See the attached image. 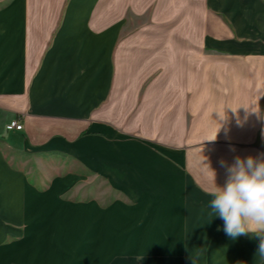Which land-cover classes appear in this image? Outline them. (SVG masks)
Returning <instances> with one entry per match:
<instances>
[{
    "label": "crops",
    "instance_id": "crops-1",
    "mask_svg": "<svg viewBox=\"0 0 264 264\" xmlns=\"http://www.w3.org/2000/svg\"><path fill=\"white\" fill-rule=\"evenodd\" d=\"M150 1L134 0V12ZM196 2L197 33L167 36L168 43H178L163 46L161 74L145 83L134 78V184L172 232L182 227L175 214L180 217L185 206L191 217L203 219L202 232L217 233L221 242L214 249L222 255L205 263L264 264L254 255L255 234L233 240L222 219L208 222L207 207V192L215 182L225 184L227 165L237 156L264 154V0ZM120 11L108 0H0V238L4 220L26 221L24 237L31 241L21 254L29 264H70L53 236L59 224L53 202L68 178L53 180L41 193L14 166L64 155L102 171L103 161L79 148L121 137L111 116L123 104V95L119 102L116 97L124 82L113 97ZM12 120L22 129L5 130ZM195 245L187 242L186 255L199 264L204 260L192 255ZM13 246L0 242V264H26L17 252L8 254Z\"/></svg>",
    "mask_w": 264,
    "mask_h": 264
},
{
    "label": "rangeland",
    "instance_id": "rangeland-1",
    "mask_svg": "<svg viewBox=\"0 0 264 264\" xmlns=\"http://www.w3.org/2000/svg\"><path fill=\"white\" fill-rule=\"evenodd\" d=\"M108 1L118 4L124 20L115 53L116 85L119 86H114L112 95L119 94L118 89L124 82L123 93L116 97L119 102L123 95V104L114 107L111 114L112 123L116 121L121 130V137L117 141L109 140L105 145L91 143L79 148L93 158H100L104 165L102 171L86 167L83 158L64 155L30 158L20 170L18 165L14 167L41 193L53 180L68 178L53 202L54 216L59 219L53 236L60 242L58 251L67 258V263L90 264L92 259L101 258L98 264H193L186 255L189 253L187 242H191L196 243L192 255L197 253V258L204 260L198 263L207 264L206 259L222 255V249H214L221 242L217 233L202 232L201 229L206 231L203 219L191 217L185 206L180 217L175 214L176 223L182 224L177 226L182 227H174L172 232L168 223L163 222L162 215L152 213V202L143 197L134 184V78L141 77L145 83L161 74L163 46L178 43H168L167 36L197 33L198 11L194 6L198 3L196 0H151L144 10L136 13L134 0ZM109 143H117L120 157L112 152ZM20 204L14 203L12 207L18 209ZM78 217L85 220L82 228L76 226ZM4 222L6 228L0 242L14 244L8 254L17 252V259L29 264L26 262L28 255L21 254L31 241L25 239L26 235L24 237L26 221L9 218ZM194 227L200 233H195ZM43 228L42 223L37 229V235L41 232L38 239L44 234Z\"/></svg>",
    "mask_w": 264,
    "mask_h": 264
},
{
    "label": "clouds",
    "instance_id": "clouds-1",
    "mask_svg": "<svg viewBox=\"0 0 264 264\" xmlns=\"http://www.w3.org/2000/svg\"><path fill=\"white\" fill-rule=\"evenodd\" d=\"M222 166H226L221 162ZM212 170V169H211ZM227 179L223 186L214 183L208 190V216L224 221L225 234L235 240L248 233L258 240L255 257L264 259V154L258 157L237 156L226 166ZM215 181V172L212 170ZM193 264L195 259L191 256Z\"/></svg>",
    "mask_w": 264,
    "mask_h": 264
},
{
    "label": "built area",
    "instance_id": "built-area-1",
    "mask_svg": "<svg viewBox=\"0 0 264 264\" xmlns=\"http://www.w3.org/2000/svg\"><path fill=\"white\" fill-rule=\"evenodd\" d=\"M6 130H20L22 129V124L16 121H11L5 126Z\"/></svg>",
    "mask_w": 264,
    "mask_h": 264
}]
</instances>
